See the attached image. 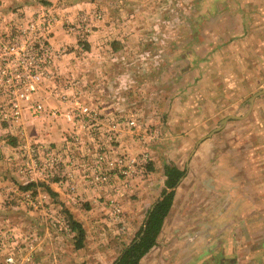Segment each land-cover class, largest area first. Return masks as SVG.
Masks as SVG:
<instances>
[{"label": "rangeland", "instance_id": "1", "mask_svg": "<svg viewBox=\"0 0 264 264\" xmlns=\"http://www.w3.org/2000/svg\"><path fill=\"white\" fill-rule=\"evenodd\" d=\"M28 2L35 4L30 5L29 8H23L27 5H22L20 8L23 9L17 11L29 12L36 6L48 5L52 7L57 19L55 7L51 3L42 0ZM1 3L0 1V6ZM0 10L3 11L4 8L0 7ZM132 12L137 13V16L131 17L126 23H123V19L118 21L123 26L132 27L136 24L137 40L134 42L137 43V48L122 54L128 61L135 60L137 67L123 69L125 75L121 81L124 86L120 87L128 90V83L132 84L133 75L137 76L135 78L137 102H128L127 96L132 95L127 92V95L124 94L121 99L110 101L116 110L113 112L137 109V137L132 139L137 144V151L145 149L148 152L150 157L148 174L153 171L155 175L147 174L141 178H133L123 195H117L115 184L95 185L85 180L83 175H74L76 180L74 178L72 182L77 190L81 187L85 189L78 190L83 195V200L70 204L64 203L63 197L57 196L58 188L55 190L52 187L51 183H55V180L51 178L46 180L41 178V175L20 174L8 175L6 179L0 178V264H111L122 246L132 239L143 224L148 210L147 205L161 197L163 189L166 188L161 175L164 165L173 163L184 168L186 166L185 173L188 172L185 163L194 152L198 151L197 146L202 141H210V144L218 142L221 146L217 145L216 151L211 146L212 150L209 151L210 160L218 159L219 166H215V169L219 171L213 173V166L211 170H207L204 163L201 164V173L211 171L209 174L212 175H248L249 177L261 175L259 182L262 196L258 197L256 190L249 187L252 189H248L249 196L253 201L258 202H254L253 208L249 207L247 212L254 210L253 220H262L264 224V92L253 98L252 107L248 111L249 97L264 87V0H137V7ZM65 19L78 18L76 14L73 18L65 17ZM8 21L9 19H0V31L8 30ZM157 29L158 32H155ZM167 33H171L170 36H167ZM167 40L176 46L173 50L170 47V50L166 51ZM87 42L88 40L85 41V49L80 51L87 50ZM172 60L174 62H171ZM68 80V75L61 77L57 74L54 81L49 84L56 88L52 86L47 88L69 95L68 85L65 86L69 83ZM94 82L91 79L86 82L87 84H83L82 88L85 89L87 85L90 89L89 84ZM187 87L190 88L189 92ZM100 89L101 85L96 84L95 90L101 91ZM114 90L113 87L112 93ZM161 92L166 96L163 97ZM50 95L54 97L52 92ZM183 95L187 97L181 99ZM191 97H194L196 102L203 99V112L206 114L203 118L201 114L188 109L187 104L194 102ZM54 98L58 101V105L47 106L43 99H40L46 110L67 108L63 100ZM90 99L80 100L90 102L89 104L93 106L94 100L92 97ZM195 109L197 110L196 105ZM28 114L32 117L29 111ZM227 115H239V117H229L223 126L209 134ZM47 117L41 115L36 118L45 120ZM198 119L202 120V127L195 129L194 122ZM52 121L58 124L57 130L63 139L66 128L70 127L68 121L66 123L64 118ZM22 125L23 119L12 130L0 132L3 145H17L15 148V154L19 158L17 166L21 165L19 145L24 140L50 141L42 139L44 138L42 134L41 137H35V134L30 135L32 132H27L25 137L19 131L14 133L15 129ZM153 128H158L159 137L147 143L144 141V134ZM11 136H14L15 142L11 140ZM51 143L57 145L53 141ZM222 150L227 156L222 154ZM79 151L76 152V149L73 151V148L67 150L68 153H72V158L76 155L75 157L81 160L82 154ZM136 178L137 184L134 181ZM151 178L153 183L149 184L146 180ZM26 180L36 184L35 187L21 188ZM115 181L118 180L113 177L111 182ZM40 183H47L51 191L42 187ZM140 184L142 186L147 184L151 188L149 194L140 192L138 187ZM178 184L174 187V191ZM136 185L137 195L132 194ZM91 189L94 190V195L87 196L85 192ZM109 198H115L120 202L122 214L119 221L109 218L107 204ZM30 199H39L40 202L33 208L28 204ZM127 200L131 201L129 204L132 207L134 200H137L138 211L136 222L133 224H129V213L125 210ZM177 203L179 206L175 208L176 210L182 207L180 200ZM242 203V199H238L234 206L237 208L231 214V217L236 218L237 213L239 222L243 219L239 210ZM83 209L85 214L91 213L90 215L98 223L84 230L83 245L76 247L75 230L73 227L64 228L62 223L65 219L69 221V215L78 220ZM86 210L91 211L86 212ZM249 214H246V218ZM234 218L233 225L236 220ZM216 219L217 216L211 214V220ZM253 225V229L247 231V243L254 236L253 243H248L250 247L247 245V255L253 253L254 255L248 258L246 263L243 261V264H264V243H257L261 239L259 236L264 235V227L262 231L260 228L257 232L259 225L257 223ZM253 231L255 234L251 236L249 233ZM236 232L238 229L235 230ZM156 244L158 243L155 242L151 248ZM258 247L260 249H257ZM9 256L12 257L11 260L7 258Z\"/></svg>", "mask_w": 264, "mask_h": 264}, {"label": "crops", "instance_id": "2", "mask_svg": "<svg viewBox=\"0 0 264 264\" xmlns=\"http://www.w3.org/2000/svg\"><path fill=\"white\" fill-rule=\"evenodd\" d=\"M0 1L2 2L0 7L4 8L3 11L0 10V19H10L13 11L26 7L29 8L30 5L35 4V2L34 4L28 2L31 0H12L11 2H9L10 0ZM42 1L48 4L51 3V5L55 7L57 19H59L55 24L51 41L55 47L66 46L68 49L61 56L58 62V69L61 77L69 76V83L65 84V86L68 85V91L72 98L91 100L90 98L92 97L95 103L93 106L101 113L108 114L115 110L114 104L111 103L110 100H119L126 92L132 95L127 96L129 99L128 102H137V79H135L137 76L133 75V82L132 84L131 82L128 83V90L121 89V87L124 86L123 81H121V78L125 75L123 69L126 67H137V62L135 60L128 61L124 54H122L126 51H134L137 48V43L134 42L137 40V27H135L136 24L132 27L119 24V21L122 19L123 23H126L131 20V17L137 16V13L132 12V10L137 7V0ZM22 5L27 6L20 8ZM96 9L103 11V18L94 22L91 33L88 35L87 50L80 51L76 48V38L74 35L65 32L63 21L65 17L73 18L82 10L92 11ZM116 20L117 23H115ZM116 24H118V27H116ZM158 30L159 29L155 32H158ZM170 34L171 33H167V36H170ZM186 35L188 36L187 33ZM128 41H130V43ZM131 41L134 43H131ZM170 42V40L166 41L165 46H168L166 51L170 50V47L172 50L176 47ZM171 62L174 61L172 60ZM167 65L168 64H165V66ZM91 79L95 81L89 84L91 88L89 89L87 85L85 89L82 88V85L87 84L86 82H89ZM49 84L50 83L47 82L44 86L40 87L34 94L33 99H43L47 106L58 105V101L50 95V90L47 87L52 85ZM96 84L101 85V91L95 90ZM113 87L115 88L114 93L111 91ZM189 89L190 88L187 87L188 92ZM162 93L163 97H165L166 95H164V92H161V94ZM185 96L187 97V95H183L181 99H184L183 97ZM191 98L194 100V97ZM187 101L190 102L191 100ZM191 102L192 103L187 104L188 109H190L191 112L196 111L201 114L203 118L204 115H206L203 112V99H199L197 102L195 99L194 102ZM195 105L197 106V110L195 109ZM116 106L121 107L122 104H116ZM135 107L137 108V104ZM199 114L197 117L200 116ZM49 120V118L41 120L40 118L30 117L26 110L24 112L23 125L15 129L14 133L19 131L22 136H27V132H32L30 135L32 136L35 134V137L42 134V137H44L42 139H47L57 143V145H62L63 140L57 130L58 124ZM201 122L202 120L200 119L194 122V128L202 127ZM86 136L88 137V135ZM121 138L123 142H131L130 145L132 149H137L136 142L130 136L124 135ZM11 140L15 142L14 136H11ZM2 145V140H0V178L6 179L8 175H29L28 173H24L20 166H17L19 164V158L15 154L17 145ZM217 145L221 146L218 142H214L213 144H210V141L200 142L197 146L198 151L194 152L185 163L188 168V172L186 173V166L184 168L177 164L180 169H184V174L181 176L180 182L174 191L172 204L163 220L161 230L158 233L159 235L156 240L158 244L142 256L139 264H243L248 258L254 255V253L250 256L247 255V245L250 242L251 244L253 243L254 236L252 235L255 234V232L249 233L252 236V240L247 243V231L251 230V228L253 229V224L255 223L259 225L257 232L260 231V228L262 231L264 224L262 220H253L255 214L253 213L255 212L254 210L247 212L249 207L253 208L254 202H258L257 200L253 201L248 191L254 188L253 190H256V195L258 197L262 196L259 182L261 180V175L249 177L248 175H212L209 174L211 171L201 173V164L204 163L206 164L207 170H211V166H213V173L219 171L215 169V166H219L218 159L214 158V160H210L211 155L209 152L212 150L211 146L214 148V151H216ZM1 150L5 152L2 153ZM222 154L227 156V153L223 150ZM148 175L155 174H153L152 171ZM161 175L164 184V179L166 178L164 171L161 172ZM249 180L251 183H249ZM134 181L137 184V178ZM146 181L149 184L153 183L152 178ZM223 183L225 184L224 186ZM51 185L54 189L58 188L57 192L59 195L57 196L63 197V188L57 186L56 182L51 183ZM138 187L141 193L146 194H149L151 189L147 184L145 186L140 184ZM79 189L85 188L81 187ZM133 189L134 192L132 194L135 193L137 195V185L133 187ZM91 191L85 192V194L87 196L94 195V190L91 189ZM132 191L133 190H131V192ZM238 199H242L243 201L239 207L241 211L239 212L243 218L242 220L240 219V222L237 213L236 218L231 217V214L235 212L237 208H234V206H236V201ZM179 200L182 202V207L176 210L175 208L179 206L177 203ZM154 201L149 203L147 207L150 208ZM130 202V200L126 201L125 210L129 213V224H133L136 222L135 219L138 211L137 200H134L132 203L133 207L129 204ZM81 211L83 212H81V217H78V221L80 220L82 222L81 225L84 230L98 223V221L94 220L90 215L91 213L85 214V209ZM90 211L91 210H86V212ZM247 213L250 214L246 218ZM211 214L217 216V219L211 220ZM233 218L234 220L236 219L235 225H233ZM236 229H238V232L235 233ZM160 234H162L161 238ZM259 237H261V239L259 240L260 242L257 241V243H264V235L261 234ZM259 237L257 236V239ZM242 242H244V244H242ZM257 249H260V247ZM159 260L164 262L160 263Z\"/></svg>", "mask_w": 264, "mask_h": 264}, {"label": "built area", "instance_id": "3", "mask_svg": "<svg viewBox=\"0 0 264 264\" xmlns=\"http://www.w3.org/2000/svg\"><path fill=\"white\" fill-rule=\"evenodd\" d=\"M77 18L65 19L63 27L76 38V47L84 50L94 22L103 18V11L82 10ZM58 20L51 6L39 5L29 12L13 11L8 30L0 31V132L19 125L25 110L32 117L64 118L70 127L66 128L62 145H52L51 141L40 139L24 140L19 145L21 170L55 180L63 188L66 204L83 200V195L72 182L74 178L76 180L74 175H83L95 185L115 184L117 195H123L133 178L148 174V152L132 149L130 143L121 138L124 135L137 137L136 110L101 113L90 102L55 89L49 90L54 97L63 100L67 108L46 110L40 100L33 99L40 87L54 81L59 74L58 62L66 46L55 47L51 41ZM157 137L159 130L153 128L145 132L144 141L150 143ZM71 148L76 152L80 150L81 160L76 155L72 158V153L67 152ZM113 177L118 181L112 183ZM39 202V199H30L28 204L35 208ZM107 204L109 218L119 221L122 214L120 202L109 198ZM63 221V227L71 229L70 220ZM7 258L12 259L11 256Z\"/></svg>", "mask_w": 264, "mask_h": 264}, {"label": "trees", "instance_id": "4", "mask_svg": "<svg viewBox=\"0 0 264 264\" xmlns=\"http://www.w3.org/2000/svg\"><path fill=\"white\" fill-rule=\"evenodd\" d=\"M164 174L166 175L164 180L166 188L163 189L161 197L148 208L143 224L137 229L132 239L122 246L111 264H139L142 256L155 244L163 219L172 204L174 187L184 174V169L169 163L164 165ZM35 185L28 181L22 184L21 188H33ZM40 185L51 191L47 183H40ZM167 188L170 189L167 190ZM53 196L55 195L53 194ZM69 216L71 227L75 230V246L80 247L83 245L84 229L78 220L74 219L72 215Z\"/></svg>", "mask_w": 264, "mask_h": 264}, {"label": "water", "instance_id": "5", "mask_svg": "<svg viewBox=\"0 0 264 264\" xmlns=\"http://www.w3.org/2000/svg\"><path fill=\"white\" fill-rule=\"evenodd\" d=\"M262 92H264V87H262L260 90L256 91L255 93H253V94L249 97V99H250V105H249L248 111H249V110L251 109V107H252V104H253V98L256 97V95H258V94H260V93H262ZM231 116L239 117V115H227V116L223 117V118L220 120V125L217 126L216 128H214L213 130H211V131L209 132V134H210V133H213L215 130H217V129H219L221 126H223L224 123H225V122L229 119V117H231ZM180 179H181V177H180Z\"/></svg>", "mask_w": 264, "mask_h": 264}]
</instances>
